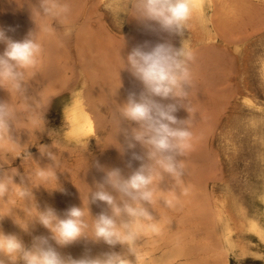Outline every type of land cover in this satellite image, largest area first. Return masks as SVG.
Instances as JSON below:
<instances>
[{
    "label": "rangeland",
    "instance_id": "obj_1",
    "mask_svg": "<svg viewBox=\"0 0 264 264\" xmlns=\"http://www.w3.org/2000/svg\"><path fill=\"white\" fill-rule=\"evenodd\" d=\"M2 1L0 0V18L2 17L1 20L3 21H0V28H4L5 32H7L6 35L8 34V37L11 35L10 38L13 37L16 41L23 40L31 31L34 34L36 33L42 52L35 67L26 71V84L24 85L26 92L23 97L11 90L6 83L1 87L2 89L0 88V99L8 102L9 99L10 102L14 99L11 104L15 102L13 105H15L18 112L13 122V137L8 138L7 135L0 137V147L2 146L0 148V157H2L0 158V168L7 176L14 179V182L9 184L10 191L8 195L0 198V231L5 234L16 235L25 247L32 246L34 237H47L49 243L56 248L62 257H71L77 260L82 258H103L105 253L115 252L129 261L132 260V264H134L135 260L143 264H153L155 261L161 262L160 264H224L225 257L219 254L222 249L220 251V242L219 240L217 242L219 230L218 227L215 228V224L217 226L218 222L216 215L213 216L219 200H225L226 208L236 221L238 215L232 208L233 197H237L239 203H244L248 208L259 209L261 207V203L254 198H250L249 194L253 185H259L257 178L262 170L256 163L257 146L255 139L259 134L255 136L254 133L246 128L245 121L251 116V112L243 102L242 97L243 95H248L257 102L264 101L263 80L258 73L259 66L256 63V58L261 52V46L264 44V29L261 32H256L259 36L255 35L244 43L241 41L240 43L238 37L243 34L246 28L247 32H251V30L254 31V29L256 30V28L264 24V6H261L264 3L261 4V2L254 0H238V4L242 5L244 1L245 5H247L246 7L243 4L247 9L245 14L243 13L244 7L239 5L242 8H239L240 16L238 17L240 19H236L242 22L239 21L237 23L235 18L230 19L232 23L227 20L228 23H224L226 28L222 29L223 27H221L222 25L218 20L216 30L219 27L220 33L219 30L216 32L219 36L216 35L217 37L213 41H205L206 43L202 41L196 43L197 39L203 37V33L198 28H194L188 20L185 31H190L192 35L190 51L193 52V58L189 62L191 81L187 101L185 100L182 104L177 105L178 111L175 115L179 120H188L190 130L193 133L191 148L180 158L183 164V174L181 176L172 177L164 174L162 178H157L153 184V202L150 205H146V207H148L154 219L152 221L138 222L139 240L137 239L135 246L132 248L133 254L127 245L118 243L115 246H109L102 239L96 240L90 237L93 235L94 219L101 212L111 214L110 209L103 202H91V194L97 190V183L102 182L106 170L119 168L122 175L127 177L142 163L131 159L132 152L143 154L139 144H137L135 149H127V143L131 138L130 132L137 125L134 122H122L121 130L119 131L118 109L121 104L126 102L130 92H135L139 95L141 90H143V86L128 72L126 66L123 68L124 62L121 61L124 60L126 65L128 54L138 45L149 44L153 46L165 41L179 48L183 35L170 36L168 33L161 32L155 22L144 24L137 20L139 22V24L136 22L137 27L129 28L130 19L133 20L129 8L131 7L130 0H122L124 16L121 19L117 18L118 16L114 11L111 0H101L102 2H99V0H69L73 1V4L68 0H40L38 1L39 3L37 2L36 7L35 0L33 2L28 0L30 4H34L31 7L28 6L30 4L26 0ZM250 2H255L256 4L249 5L251 4ZM74 3L78 4V6L80 3L83 4L78 7ZM259 3L261 5H258ZM42 4L52 8V14L43 13L40 10ZM64 5L70 8V13L68 12L67 15L59 14V10L62 8L60 6ZM250 14L255 16L251 17ZM8 17L10 18L8 19ZM28 18H30V21L27 22ZM251 18L254 19L255 24L250 20ZM261 18L262 20H260ZM11 19L13 22L10 21L12 25L9 27V20ZM69 19L73 20L69 21ZM245 20L248 23H245ZM234 21L237 23L236 26L233 23ZM257 24L260 25L256 26ZM233 25L234 27H231ZM249 25H252V27ZM7 26L12 32L8 30ZM104 27L107 32L103 31ZM248 27L251 28L248 29ZM100 30L103 31V34L104 32L106 33L104 35L108 39ZM108 31L114 36V39L110 35L108 37V34H110ZM241 31L242 33H240ZM156 33H160V35ZM234 35L237 36L234 38L235 40L233 39ZM124 39L126 40L124 41ZM108 40H114L113 42L111 41L113 44ZM117 41L118 44L121 42L119 44L121 46L116 43ZM134 41L136 42L135 44ZM109 43L112 46L109 47ZM203 44H206L207 48ZM5 47V44L0 43V53L4 51ZM127 51L129 52L128 54H126ZM115 55L116 57H113ZM81 61L83 64H81ZM103 66L106 68L104 69ZM87 70L90 71L91 75L87 74L89 72ZM117 75L118 77H116ZM89 76L95 78L93 83L97 82L96 85L94 84L97 96L98 92H101H99L100 96H98V105L106 119L101 120L102 122L98 124L96 129V134L83 144L65 139L64 132L67 126L61 116V107L68 100L71 90L77 84H90L91 79H89ZM122 76L124 79H122ZM35 80L36 82H34ZM120 81L124 84H120ZM120 88H123V90ZM117 90L120 92H116ZM8 91L10 94H14L12 95L14 97L10 96ZM106 91L117 95L114 94L113 98L112 94L109 92L106 94ZM38 95L39 98L37 97ZM157 99L160 100L159 98ZM29 100L33 101V105ZM223 101L225 104H223ZM160 102L168 104L175 101L160 100ZM112 108L115 110L113 111ZM32 120L37 121L34 124ZM25 127L29 128L26 129ZM28 137L29 139H27ZM15 141L17 142L11 145ZM22 144L24 146H21ZM44 146H47L50 152L54 151L52 153L56 156V161H52L47 155L41 154V152L45 151ZM70 148L71 151L69 150ZM69 151L71 152L70 154L67 153ZM129 162H131V167L128 166ZM143 162L147 163V160ZM41 168L50 169L56 175H52L49 180L45 181L37 175ZM21 178L24 181L23 186L31 190L32 198L22 199L17 196V192L21 187ZM52 179H56L54 185ZM36 182L38 186H36ZM57 183V186L61 187L62 191L56 186ZM43 184L45 185L43 186ZM48 184L53 189H58L50 190L52 187L48 188ZM38 187L42 188L39 192H37ZM35 189L36 191L34 192ZM109 190L112 191L111 189ZM40 191L43 192L41 193ZM56 191L58 194L55 196L54 193ZM36 193L38 194L36 195ZM46 193L47 195L52 193V196L54 195L55 197H50L51 195L49 194L48 198ZM112 194L114 196L117 195L114 191ZM167 202H170V204ZM73 206L84 210L83 219L88 225L86 229L88 236H82L65 246L58 245L51 239L52 233L50 230L38 222V213L52 208L60 218H64L67 209ZM153 213L156 214L154 215ZM121 219L126 221L128 217H121L117 220V223ZM150 224H154L155 227L151 228ZM237 235H241L243 242L253 251H248L245 254H240L239 252L229 253L228 261L225 263L264 264V247L259 246L256 238L244 231H236L234 236ZM251 241L254 243H251ZM130 258H134V261L133 259L130 260ZM17 264H22V262L18 261Z\"/></svg>",
    "mask_w": 264,
    "mask_h": 264
},
{
    "label": "clouds",
    "instance_id": "obj_2",
    "mask_svg": "<svg viewBox=\"0 0 264 264\" xmlns=\"http://www.w3.org/2000/svg\"><path fill=\"white\" fill-rule=\"evenodd\" d=\"M132 17L144 24L155 22L162 32L182 36L191 17V0H130ZM45 14H52L53 9L41 5ZM69 8L64 5L59 14L67 15ZM0 43L6 45L0 53V87L6 83L17 94L26 92L25 74L35 67L41 55L42 47L36 33H29L23 40H13L0 28ZM193 54L183 42L177 48L169 42L138 45L126 58L124 67L139 81L143 90L137 95L130 92L126 102L118 109L119 131L122 122H134L137 127L131 130V139L127 149H135L137 144L143 154L132 152L131 159L141 161L127 177L119 168L106 170L102 182L97 183V190L91 194V202H103L111 214L101 212L94 219L93 235L96 240H103L109 246L127 245L130 252L138 239L137 226L140 221H152L153 215L146 205L153 202V184L164 174L178 177L183 174L181 157L191 148L193 133L188 120H179L175 113L178 104L187 100L190 88L191 72L189 62ZM123 67V68H124ZM173 100L164 104L160 100ZM188 110V109H187ZM17 117L16 107L8 101L0 100V137L12 138L13 122ZM42 155L55 161V155L47 146ZM125 151V149H123ZM147 160V163L143 161ZM99 166V165H98ZM131 167V162H129ZM37 175L47 181L52 170L41 168ZM14 182L0 168V198L10 191L9 184ZM17 196L22 199L32 198V192L23 186L20 179ZM111 189L112 191H110ZM117 195H113L112 192ZM170 204V202H167ZM126 216L128 219L117 220ZM84 210L79 207L67 209L64 218H60L52 208L39 212L38 222L52 233L51 239L56 244L65 246L82 236H88ZM150 227H155L150 224ZM134 254V253H133ZM132 264L118 253H105L103 258H64L54 248L47 237H34L31 247H25L14 234L0 231V264Z\"/></svg>",
    "mask_w": 264,
    "mask_h": 264
},
{
    "label": "bare ground",
    "instance_id": "obj_3",
    "mask_svg": "<svg viewBox=\"0 0 264 264\" xmlns=\"http://www.w3.org/2000/svg\"><path fill=\"white\" fill-rule=\"evenodd\" d=\"M3 1H5V0H3ZM2 1V2H3ZM9 1V0H8ZM23 1H25V0H23ZM26 1H28V0H26ZM38 1H40V0H35V7L37 6L36 4H37V2ZM42 1V0H41ZM46 1H48V0H46ZM50 1V0H49ZM67 1V0H66ZM69 1V0H68ZM86 1V0H85ZM101 0H99V2H100ZM240 1V0H239ZM246 1V0H245ZM248 1H250V0H248ZM247 1V3H249ZM251 1H253V0H251ZM254 1H259V2H261V4H263L264 3V0H254ZM6 2V1H5ZM29 2V1H28ZM32 2H33V0H32ZM54 2V1H53ZM52 2V3H53ZM56 2V1H55ZM69 2H71V1H69ZM73 2V1H72ZM71 2V3H72ZM76 2V1H75ZM102 2V1H101ZM111 2L113 3V8H114V11H115V13L117 14V18H120L121 19V17L122 16H124V14H123V1L122 0H111ZM39 3V2H38ZM98 3V2H97ZM251 4H249V5H253V3H255V2H250ZM8 5H9V3H7ZM11 4V3H10ZM29 4H30V2H29ZM33 4V3H32ZM32 4H30V5H28L29 7H31V5ZM41 4V3H40ZM50 4V3H49ZM73 4V3H72ZM74 4H76V3H74ZM80 4H83V3H80ZM80 4H79V6H80ZM243 4L245 5V3H244V1H243ZM241 5V4H238V0H191V8H192V14H191V17H190V19H189V21L191 22V25L194 27V28H198V30H201V32L203 33V37L202 38H200V39H197V42L196 43H198V42H204V43H206L205 41H213L214 39H215V37H217L216 35H218L219 36V34L216 32V31H218L219 30V27H217L218 28V30H216V25H217V21L219 20L220 21V23H221V27H223L222 29H224V27H225V25H224V23H226L227 22V20H229L228 22L229 23H232V22H230L231 20L230 19H236V18H239L238 16H240L239 15V10L240 9H242V8H240L239 7V5H241L242 7H244V5ZM256 4V3H255ZM260 3L258 4V5H261ZM18 5V4H17ZM21 5H25V4H21ZM34 5V4H33ZM32 5V6H33ZM68 5V4H67ZM2 6V5H1ZM13 6V5H12ZM55 6H57V5H55ZM74 6V5H73ZM76 6H78V4H76ZM78 6V7H79ZM83 6V5H82ZM246 7H247V5H245ZM261 6H264V4L263 5H261ZM5 7V6H4ZM10 7V6H9ZM60 7H63V6H60ZM68 7V6H67ZM71 7V6H70ZM77 7V8H78ZM72 8V7H71ZM74 8H76V7H74ZM84 8H85V6H84ZM240 8V9H239ZM252 8V7H251ZM262 8V7H261ZM264 8V7H263ZM262 8V9H263ZM9 9V8H8ZM25 9V8H24ZM35 9V8H34ZM256 9H257V7H256ZM10 10H12V9H10ZM22 10V9H21ZM39 10V9H38ZM41 10V9H40ZM254 10H255V8H254ZM1 11V10H0ZM69 11H70V8H69ZM246 11H247V9L244 7V10H243V13L245 14L246 13ZM248 11H249V9H248ZM251 11H252V9H251ZM3 12V11H2ZM4 12H6L5 10H4ZM29 12V11H28ZM71 12H73V11H71ZM260 12H261V10H260ZM263 12H264V10H263ZM31 13V12H30ZM36 13V12H35ZM70 13V12H69ZM83 13H84V11H83ZM114 13V14H115ZM248 13H250V12H248ZM247 13V14H248ZM257 13L259 14V12H258V10H257ZM256 13V14H257ZM2 14V13H1ZM8 14V13H7ZM20 14V13H19ZM18 14V15H19ZM22 14V13H21ZM40 14H41V12H40ZM78 14H80V13H78ZM77 14V15H78ZM93 14V13H92ZM116 14H115V16H116ZM131 14V13H130ZM255 14V13H254ZM10 15V14H9ZM15 15V14H14ZM84 15V14H83ZM87 15H88V13H87ZM252 14H250V16H251ZM88 16H90V14L88 15ZM87 16V17H88ZM242 17H243V15H241ZM249 16V15H248ZM253 16H255V15H253ZM253 16H251V17H253ZM78 17V16H77ZM100 17H101V15H100ZM10 17H8V19H9ZM69 18V17H68ZM133 18V20L132 19H130V23H129V28L130 27H135L136 26V24L138 23L139 24V22H137V19L136 18H134V17H132ZM264 18V17H263ZM2 19V17L0 18V21H3V20H1ZM76 19V18H75ZM119 19V20H120ZM240 19V18H239ZM242 19V18H241ZM259 19V18H258ZM18 20V19H17ZM61 20V19H60ZM66 20V19H65ZM73 20V19H72ZM72 20H70L69 19V21H72ZM216 20V21H215ZM238 19H236L235 21L237 22V23H239V21H241V20H239V21H237ZM244 20V19H243ZM248 20V19H247ZM250 20H254V19H250ZM256 21H258L257 19H255ZM260 20H262V18L260 19ZM259 20V21H260ZM8 21V20H7ZM10 21L11 22H13L12 21V19L11 20H9V27H10V25H12V24H10ZM19 21V20H18ZM22 21V20H21ZM23 21H25V20H23ZM28 21H30V18H28V20H27V22ZM46 21H47V16H46ZM68 21V22H69ZM233 21V20H232ZM233 22V23H235V26H236V22ZM246 21V20H245ZM249 21V20H248ZM4 22H6V21H4ZM67 22V21H66ZM65 22V23H66ZM74 22V21H73ZM137 22V23H136ZM227 22V23H228ZM242 22V21H241ZM240 22V23H241ZM254 22V21H253ZM8 23V22H7ZM43 23V22H42ZM151 23V22H150ZM245 23H248L247 21L245 22ZM251 23V22H250ZM257 23V22H256ZM262 23V22H261ZM260 23V24H261ZM22 24V23H21ZM154 24V23H153ZM244 24V23H243ZM253 24V23H252ZM254 24H255V22H254ZM259 24V25H260ZM39 25V24H38ZM100 25H102V24H100ZM142 25V24H141ZM140 25V26H141ZM227 25V24H226ZM232 25V24H231ZM245 25V24H244ZM258 24L256 25V26H259ZM2 26V25H1ZM82 26V25H81ZM148 26V25H147ZM157 26V25H156ZM220 26V25H219ZM249 26H251L252 27V25H249ZM137 27V26H136ZM152 27V26H151ZM187 27V26H186ZM227 27L229 28V26L227 25ZM231 27H234V25L233 26H231ZM251 27H248V29L249 28H251ZM7 28H8V26H7ZM6 28V29H7ZM11 28H14V27H11ZM35 28V27H34ZM147 28V27H146ZM226 28V27H225ZM237 28H239V27H237ZM241 28V27H240ZM255 28V27H254ZM4 29V28H3ZM32 29V28H31ZM104 30L103 31H105V30H107V29H105V27L103 28ZM144 29V28H143ZM187 29V28H186ZM264 29V24L260 27L259 26V28H256V30L254 29V31H252L251 30V32H247V28H246V30H244V32H243V34H241L240 35V33H242V31L240 32V33H238L239 35H240V37H238V40H239V42L241 41L242 43H244V42H246L248 39H251V38H253L255 35L256 36H259L256 32H258V31H260L261 32V30H263ZM8 30H9V28H8ZM42 30V29H41ZM93 30V29H92ZM102 30V29H101ZM100 30V31H101ZM235 30V29H234ZM238 30H240V29H238ZM10 31V30H9ZM103 31H101V33L103 32ZM142 31V30H141ZM146 31V30H145ZM154 31H156V30H154ZM223 31V30H222ZM246 31V32H245ZM10 32H12V31H10ZM14 32V31H13ZM105 32H107V31H105ZM104 32V34H106ZM147 32V31H146ZM159 32V31H158ZM162 32V31H161ZM225 32V31H224ZM230 32V31H229ZM231 32L233 33V30L231 29ZM236 32H238V31H236ZM7 33V32H6ZM31 33H33L32 31H31ZM108 33H110L109 31H108ZM142 33V32H141ZM185 33V34H184ZM219 33H220V30H219ZM221 33H223V32H221ZM226 33V32H225ZM14 34V33H13ZM103 34V33H102ZM103 34V35H104ZM129 34V33H128ZM151 34V33H150ZM156 34H158V35H160V33H156ZM167 34V33H166ZM166 34H163V35H166ZM231 34V33H230ZM235 34V33H234ZM8 35V34H7ZM15 35V34H14ZM95 35V34H94ZM109 35L111 36V37H113V39H114V36L113 35H111V33L110 34H108V37H109ZM126 35V34H125ZM130 35V34H129ZM132 35V34H131ZM145 35V34H144ZM162 35V36H163ZM225 35V34H224ZM11 36V35H10ZM9 36V37H10ZM16 36V35H15ZM24 36V35H23ZM96 36V35H95ZM104 36H106V35H104ZM124 36V35H123ZM127 36V35H126ZM135 36V35H134ZM153 36V35H152ZM171 36V35H170ZM191 34H190V31H185L184 30V32H183V37H182V41H181V44H180V47L182 46V42H183V44L187 47V48H189L190 50H191V43H190V41H191ZM235 36V35H234ZM16 37H18V36H16ZM49 37V36H48ZM103 37V36H102ZM110 37V38H111ZM133 37V36H132ZM148 37V36H147ZM237 36H235V37H233V39L234 38H236ZM95 38V37H94ZM98 38H100V37H98ZM106 38H107V36H106ZM109 38V39H110ZM116 38V37H115ZM128 38H129V36H128ZM131 38V37H130ZM139 38V37H138ZM157 38V37H156ZM160 38H162V37H160ZM11 39H13V37L11 38ZM20 39V38H19ZM108 39V38H107ZM112 39V38H111ZM117 39V38H116ZM119 39V38H118ZM152 39V38H151ZM158 39H159V37H158ZM166 39V38H165ZM14 40V39H13ZM126 39H124V41H125ZM129 40V39H128ZM142 40V39H141ZM164 40V39H163ZM171 40V39H170ZM225 40V39H224ZM235 40V39H234ZM238 40H236L237 42H238ZM109 41V40H108ZM113 42L114 40H110L109 42ZM119 41V40H118ZM118 41L116 42L117 44H118ZM120 41H121V39H120ZM233 41V40H232ZM111 42V43H112ZM126 42H128V41H126ZM165 42V41H164ZM228 42V41H227ZM240 42V43H241ZM108 43V42H107ZM136 42L134 41V44H135ZM154 43V42H153ZM235 43V42H234ZM113 44V43H112ZM119 44H121V42L119 43ZM118 44V45H119ZM137 44H140V43H137ZM212 44V43H211ZM106 45V44H105ZM130 45V44H129ZM133 45V44H132ZM149 45V44H148ZM206 44H203V46H205ZM228 45V44H227ZM235 45H238V44H235ZM108 46L110 47V46H112L110 43L108 44ZM119 46H121V45H119ZM127 46V45H126ZM154 46V45H153ZM200 46V45H199ZM98 47V46H97ZM107 47V46H106ZM122 47H123V45H122ZM136 47V46H135ZM134 47V48H135ZM206 47V46H205ZM213 47V46H212ZM226 47V46H225ZM113 48V47H112ZM133 48V47H132ZM207 48V47H206ZM205 48V49H206ZM1 49V48H0ZM217 49V48H216ZM90 50V49H89ZM126 50V49H125ZM129 50H130V48H129ZM128 50V51H129ZM193 50V49H192ZM226 50V49H225ZM127 51V53L126 54H128L129 52ZM198 51V50H197ZM203 51V50H202ZM227 51V50H226ZM261 52L258 54V56H257V58H256V63L258 64V66H259V68H258V73H259V75L262 77V80H263V87H264V44L261 46V50H260ZM49 52V51H48ZM47 52V53H48ZM114 52V51H113ZM122 52V51H121ZM131 52V51H130ZM192 52V51H191ZM204 52V51H203ZM115 53V52H114ZM117 53V52H116ZM115 53V54H116ZM193 53V52H192ZM196 53V52H195ZM228 53V52H227ZM118 54V53H117ZM122 54V53H121ZM209 54V53H208ZM222 54H223V51H222ZM50 55H51V53H50ZM58 55V54H57ZM97 55V54H96ZM104 55V54H103ZM120 55V54H119ZM118 56V55H117ZM123 56V55H122ZM47 57V56H46ZM113 57H116V55L115 56H113ZM126 57V56H125ZM205 57V56H204ZM121 58V57H120ZM124 58V57H123ZM213 58V57H212ZM118 59V58H117ZM117 59H115V60H117ZM40 60V59H39ZM49 60V59H48ZM59 60H61V59H59ZM82 60H83V58H82ZM195 60V59H194ZM198 60V59H197ZM221 60V59H220ZM41 61V60H40ZM118 61V60H117ZM224 61V60H223ZM50 62V61H49ZM116 62V61H115ZM114 62V63H115ZM121 62H123V61H121ZM203 62V61H202ZM240 62V61H239ZM100 63V62H99ZM117 63V62H116ZM115 63V64H116ZM195 63V62H194ZM201 63V62H200ZM47 64V63H46ZM81 64H83L82 63V61H81ZM118 64H120V63H118ZM212 64V63H211ZM48 65V64H47ZM102 65V64H101ZM112 65V64H111ZM114 65V64H113ZM192 65V64H191ZM214 65V64H213ZM62 66V65H61ZM63 67V66H62ZM104 67V66H103ZM124 67V66H123ZM194 67V66H193ZM217 67V66H216ZM70 68V67H69ZM106 67H104V69H105ZM114 68V67H113ZM195 68V67H194ZM193 68V69H194ZM115 69V68H114ZM202 69V68H201ZM84 70H86V69H84ZM109 70V69H108ZM123 70V69H122ZM200 70V69H199ZM206 70V69H205ZM65 71V70H64ZM87 71H89V70H87ZM99 71V70H98ZM124 71H125V69H124ZM123 71V72H124ZM92 72V71H91ZM93 72H95V71H93ZM108 72V71H107ZM126 72H127V70H126ZM129 72V71H128ZM206 72V71H205ZM89 73V74H88ZM109 73V72H108ZM114 73V72H113ZM36 74H37V72H36ZM87 74L88 75H91L90 74V71L89 72H87ZM97 74V73H96ZM115 74V73H114ZM119 74V73H118ZM124 74V73H123ZM131 74V73H130ZM223 74H224V72H223ZM87 75V76H88ZM26 76V75H25ZM94 76V75H93ZM93 76L92 77H88L89 79H91L90 81V84H85V83H82V84H77L72 90H71V94H70V97L68 98V100H66L64 103H63V105H62V107H61V116H62V118H63V120H64V122H65V124H66V129H65V132H64V137H65V139H68V140H71V141H75V142H77V143H86V142H88V140L93 136V135H95L96 134V129L98 128V124H100V122H102L104 119H106L105 117H104V113L102 112L101 113V110H100V106L98 105V96H100V93L98 92V96H97V93H96V91L97 90H95V85H96V83H93V82H95V78H93ZM95 76H97V75H95ZM114 76V75H113ZM28 77V76H27ZM102 77V76H101ZM111 77V76H110ZM115 77V76H114ZM116 77H118V75L116 76ZM123 77V76H122ZM127 77V76H126ZM129 77V76H128ZM208 77V76H207ZM215 77V76H214ZM218 77V76H217ZM226 77V76H225ZM93 78V79H92ZM97 78V77H96ZM113 78V77H112ZM212 78V77H211ZM28 79V78H27ZM27 79H26V81H27ZM38 79V78H37ZM119 79V78H118ZM121 79V78H120ZM122 79H124V77L122 78ZM121 79V80H122ZM130 79V78H129ZM199 79V78H198ZM92 80H94V81H92ZM113 80V79H112ZM135 80V79H134ZM225 80H226V78H225ZM109 81H111L110 79H109ZM114 81V80H113ZM126 81V80H125ZM209 81V80H208ZM211 81V80H210ZM34 82H36V80L34 81ZM135 82V81H134ZM66 83V82H65ZM103 83V82H102ZM107 83V82H106ZM119 83V82H118ZM140 83V82H139ZM218 83V82H217ZM26 84V83H25ZM95 84V85H94ZM116 84H117V81H116ZM115 84V85H116ZM120 84H124V83H121V81H120ZM132 84V83H131ZM197 84V83H196ZM63 85V84H62ZM113 85V84H112ZM114 85V86H115ZM64 86V85H63ZM99 86V85H98ZM121 86V85H120ZM119 86V87H120ZM134 86V85H133ZM207 86V85H206ZM6 87H8V86H6ZM5 87V88H6ZM25 87V86H24ZM58 87H60V86H58ZM102 87V86H101ZM125 87V86H124ZM129 87V86H128ZM1 88V87H0ZM34 89H35V87H33ZM37 88V87H36ZM126 88H127V85H126ZM137 88V87H136ZM2 89V88H1ZM9 89V88H8ZM58 89V88H57ZM106 89V88H105ZM110 89H112V88H110ZM120 89H122L123 90V88H120ZM125 89V88H124ZM209 89V88H208ZM10 90V89H9ZM101 90H103V89H101ZM107 90H109V89H107ZM129 90V89H128ZM28 91V90H27ZM109 91H111V90H109ZM109 91H106V94H107V92H109ZM124 91H126V90H124ZM142 91V90H141ZM33 92V91H32ZM48 92V91H47ZM104 92V91H103ZM116 92H120V91H116ZM191 92V91H190ZM247 92V91H246ZM8 93H9V91H8ZM15 93V92H14ZM110 94H112V92H109ZM108 93V94H109ZM126 93V92H125ZM235 93H236V91H235ZM10 94V93H9ZM29 94V93H28ZM48 94V93H47ZM115 95H117L116 93H114ZM114 94H112V97L114 98ZM2 95V94H1ZM12 95H14V94H10V96H12ZM15 95H16V93H15ZM16 96H18V95H16ZM20 96V95H19ZM110 96V95H109ZM12 97H14V96H12ZM21 97H23V95H21ZM21 97H20V100H21ZM38 98H39V95L37 96ZM108 97V96H107ZM188 97V96H187ZM239 97V96H238ZM33 98H35V96H33ZM101 98H102V96H101ZM115 98H117V97H115ZM232 98V97H231ZM23 99V98H22ZM103 99V98H102ZM160 99V98H159ZM1 100V99H0ZM30 100H33V99H30ZM29 100V102L32 104V102L33 101H30ZM124 100V99H123ZM189 100V99H188ZM202 100V99H201ZM229 100V99H228ZM242 100H243V102L246 104V106L248 107V110L251 112V116H249L247 119H246V121H245V124H246V128L248 129V130H250L252 133H254L255 134V136L257 135V134H259V136L258 137H256V139H255V143H256V146H257V157H256V163L259 165V167H260V169L262 168V170H261V172H259V174H258V178H257V182H259V185L257 186V185H253L252 186V188H251V190L249 191V194H250V198H254V199H256V200H258V202H260L261 203V207L259 208V209H251L250 207L248 208V206L247 205H245L244 203H239V201H238V199H237V197H233V202H232V208H233V210L236 212V215H238V219H237V221L235 220V218L233 219L232 218V215H231V213H230V211L226 208V206H225V200L224 199H221V200H219V204H217L216 205V211H215V214L213 213V216L214 215H216V220H217V222H218V224H217V226H216V224H215V228L216 227H218V230H219V236H218V234H217V236H218V239H217V242H218V240H219V246L221 247L220 248V251H221V249H222V251L219 253L220 255H223L224 257V260H225V262H227L228 261V254L229 253H234V252H239L240 254H245V253H247L248 251H253V249H251V248H249L248 246H247V244L245 243V242H243V240H242V237H241V235H237V236H234V233L236 232V231H240V232H247L248 234H250V235H252V237H255L256 238V240L258 241V244H259V246H262V247H264V154H262L263 152H264V101L263 102H257V101H255L253 98H251L250 96H248V95H243V97H242ZM14 101V99H12V101L11 102H13ZM35 101V100H34ZM187 101V100H186ZM9 102H10V99H9ZM10 102V103H11ZM196 102V101H195ZM241 102V101H240ZM15 103V102H14ZM13 103V104H14ZM101 103V102H100ZM39 104V103H38ZM102 104H103V102H102ZM197 104V103H196ZM195 104V105H196ZM223 104H225V102L223 101ZM228 104V103H227ZM226 104V105H227ZM33 105V104H32ZM31 105V106H32ZM117 105V104H116ZM115 105V106H116ZM185 105V104H184ZM244 105V104H243ZM15 106V105H14ZM36 106H39V105H36ZM112 106V105H111ZM114 106V107H115ZM118 106V105H117ZM203 106V105H202ZM28 107H29V105H28ZM35 107V106H34ZM188 107V106H187ZM116 108V107H115ZM118 108V107H117ZM206 108V107H205ZM197 109V108H196ZM112 110H113V108H112ZM115 110V109H114ZM113 110V111H114ZM116 111H117V109H116ZM115 111V112H116ZM185 111V110H184ZM191 112V111H190ZM18 113V112H17ZM195 113V112H194ZM192 114V113H191ZM185 117V116H184ZM103 118V119H102ZM118 118V117H117ZM195 118V117H194ZM30 119V118H29ZM37 119V118H36ZM111 119V118H110ZM102 120V121H101ZM112 120H114V119H112ZM33 121V120H32ZM37 121V120H36ZM35 120L33 121L34 122V124H35V122H36ZM110 121V120H109ZM112 122H114V121H112ZM111 122V124L113 125V126H115L114 125V123H112ZM109 123V122H108ZM38 124V123H37ZM16 125V124H15ZM118 125H119V123H118ZM130 125V124H129ZM30 126V125H29ZM34 126V125H33ZM111 126V125H110ZM133 127V126H132ZM24 128V127H23ZM26 128V127H25ZM29 127H27L26 129H28ZM30 129H31V127H30ZM111 129V128H110ZM114 130V129H113ZM111 131V130H110ZM129 131V130H128ZM31 133H32V131H31ZM111 133V132H110ZM118 133H120L119 131H118ZM131 133V132H130ZM26 134V133H25ZM24 134V135H25ZM6 136V135H5ZM4 136V137H5ZM22 137V136H21ZM9 138V137H8ZM254 138V137H253ZM27 139H29V137L27 138ZM40 139V138H39ZM131 139V138H130ZM12 140V139H11ZM10 140V141H11ZM19 140V139H18ZM23 140V139H22ZM25 140V139H24ZM26 141V140H25ZM6 142V141H5ZM17 141H15V142H12V144L11 145H13V144H15ZM19 143H20V140H19ZM18 143V144H19ZM9 146H10V144H9ZM21 146H24L23 144L21 145ZM2 147V146H1ZM0 147V148H1ZM12 147V146H11ZM51 148V147H50ZM61 148V147H60ZM59 149V148H58ZM2 150V149H1ZM55 150V149H54ZM63 150H65V149H63ZM70 151H71V148L69 149ZM60 151H62V150H60ZM67 152L68 154H70L71 152ZM2 152V151H1ZM6 152V151H5ZM4 152V153H5ZM52 152H54V151H52ZM77 152V151H76ZM57 153H59L58 151H57ZM79 153H81V152H79ZM79 153H78V155H79ZM77 155V154H76ZM75 155V156H76ZM69 156V155H68ZM81 156V155H80ZM56 157V156H55ZM63 158H64V156H62ZM82 157V156H81ZM87 157V156H86ZM0 158H2V157H0ZM4 158V157H3ZM83 158H85L84 156H83ZM82 158V159H83ZM69 159H70V157H69ZM2 161H3V159H1ZM6 160H8V158H6ZM59 161H60V159H58ZM57 160V161H58ZM84 160V159H83ZM5 161V160H4ZM56 161V160H55ZM5 162H7V161H5ZM61 162V161H60ZM86 162V161H85ZM56 163V162H55ZM2 164V163H1ZM8 164V163H7ZM52 165V164H51ZM54 176V175H53ZM246 177V176H245ZM59 179V178H58ZM53 180V179H52ZM56 179H54L53 181V185L55 184V181ZM164 180V179H163ZM217 180V179H216ZM58 182H59V180H58ZM43 183V182H42ZM42 183H41V185H42ZM52 183V182H51ZM36 186H38V183L36 182ZM45 184H43V186H44ZM52 185V184H51ZM58 185V183L56 184V186ZM60 185V184H59ZM163 185V184H162ZM47 186H49V184L47 185ZM47 186H46V188H47ZM55 186V187H56ZM33 187H34V185H33ZM42 187V186H41ZM50 187H52V186H49L48 188H50ZM58 187V186H57ZM32 188V187H31ZM45 188V187H44ZM47 188V189H48ZM58 188H60V190H61V187H58ZM58 188H56V189H53V187H52V189L50 188V190H57ZM42 190V188H40V187H38L37 188V192H39V190ZM63 189V188H62ZM49 190V191H50ZM59 190V191H60ZM163 190V189H162ZM36 191V189L34 190V192ZM47 191V190H46ZM45 191V192H46ZM62 191V190H61ZM60 191V192H61ZM41 192V191H40ZM43 192V191H42ZM41 192V193H42ZM40 193V194H41ZM38 193H36V195H37ZM50 194V193H49ZM47 195V193H46V195H47V197L48 196H50V197H55L56 196V194H58L57 193V191L54 193L55 194V196L53 195L52 196V193L50 194V195ZM43 196H45L44 194H43ZM226 196V195H225ZM229 196V195H228ZM35 197V196H34ZM59 197V196H58ZM49 198V197H48ZM60 198V197H59ZM218 198V197H217ZM38 199V198H37ZM44 200V199H43ZM227 202V201H226ZM216 204V203H215ZM231 205V204H230ZM231 209V208H230ZM34 210V209H33ZM158 210V209H157ZM234 211H233V213H234ZM162 213V212H161ZM39 214V213H38ZM154 214V213H153ZM156 214V213H155ZM154 214V215H155ZM36 216V215H35ZM212 216V215H211ZM212 218V217H211ZM216 220H215V223H216ZM214 222V221H213ZM140 224V223H139ZM155 226V225H154ZM152 228V227H151ZM153 230V229H152ZM216 231V230H215ZM141 232V231H140ZM218 233V232H217ZM139 234V233H138ZM148 235V234H147ZM149 236V235H148ZM139 240V239H138ZM158 240V239H157ZM216 241V240H215ZM246 241V240H245ZM213 243V242H212ZM216 243V242H215ZM251 243H254L253 241H251ZM218 244V243H217ZM179 245V244H178ZM181 245V244H180ZM152 246V245H151ZM141 247V246H140ZM98 248V247H97ZM96 248V249H97ZM181 248V247H180ZM171 251V250H170ZM176 251V250H175ZM216 251V250H215ZM91 252H92V250H91ZM97 252V251H96ZM149 252V251H148ZM168 252V251H167ZM213 253V252H212ZM239 253H238V255H239ZM263 253V252H262ZM137 254V253H136ZM139 254V253H138ZM178 254V253H177ZM175 255V254H174ZM220 255H219V257H220ZM262 255V254H261ZM260 255V256H261ZM70 256V255H69ZM169 256V255H168ZM183 256H185V255H183ZM263 256V255H262ZM99 257V256H98ZM178 257V256H177ZM204 257H205V255H204ZM217 257H218V255H217ZM135 258V257H134ZM134 258H130V260L131 259H133V261H134ZM169 258V257H168ZM167 258V259H168ZM223 258H222V261H223ZM238 258V257H237ZM264 258V257H263ZM162 259V258H161ZM193 260V259H192ZM141 261V260H140ZM168 261V260H167ZM199 261V260H198ZM131 262H132V260H131ZM224 262V261H223ZM224 262V264H226ZM145 263V262H144ZM161 262H159V261H155V262H153V264H160ZM134 264H143V263H141V262H139V261H137V260H135L134 261ZM146 264V263H145ZM148 264V263H147ZM191 264V263H190ZM222 264V263H221Z\"/></svg>",
    "mask_w": 264,
    "mask_h": 264
}]
</instances>
